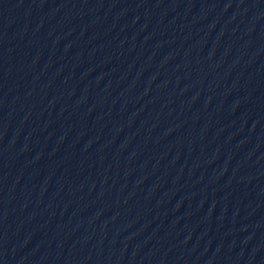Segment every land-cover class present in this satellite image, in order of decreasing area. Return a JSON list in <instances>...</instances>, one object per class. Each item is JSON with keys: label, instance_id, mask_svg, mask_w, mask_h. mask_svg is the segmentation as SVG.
Here are the masks:
<instances>
[{"label": "water", "instance_id": "obj_1", "mask_svg": "<svg viewBox=\"0 0 264 264\" xmlns=\"http://www.w3.org/2000/svg\"><path fill=\"white\" fill-rule=\"evenodd\" d=\"M0 264H264V0H0Z\"/></svg>", "mask_w": 264, "mask_h": 264}]
</instances>
